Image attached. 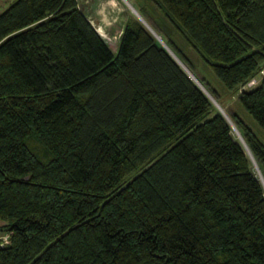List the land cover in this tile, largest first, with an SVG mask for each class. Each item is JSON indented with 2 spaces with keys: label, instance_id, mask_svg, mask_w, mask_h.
<instances>
[{
  "label": "trees",
  "instance_id": "obj_1",
  "mask_svg": "<svg viewBox=\"0 0 264 264\" xmlns=\"http://www.w3.org/2000/svg\"><path fill=\"white\" fill-rule=\"evenodd\" d=\"M137 6L264 134V75L241 89L264 72V0ZM100 36L76 0L0 13V264H264V190L230 125L136 19L114 52ZM228 116L264 181V145Z\"/></svg>",
  "mask_w": 264,
  "mask_h": 264
},
{
  "label": "rangeland",
  "instance_id": "obj_2",
  "mask_svg": "<svg viewBox=\"0 0 264 264\" xmlns=\"http://www.w3.org/2000/svg\"><path fill=\"white\" fill-rule=\"evenodd\" d=\"M13 1L14 0H0V13L2 11H4ZM137 1H139V0H137ZM128 2L130 3V7L144 20V22H146V24L149 26L151 31L154 33L155 37H156V35L160 37L161 41H159L157 38H156L157 39L156 40L153 37L157 41V43L159 41L160 43L165 44L163 34L160 33L158 30L153 28V26H155V24H154L153 19L149 16V14L144 13V17H143V15H141L138 12V11H140L141 6H137V5L133 4L132 0H128ZM96 3L97 4L95 6H93V8L95 9L96 16L98 17V19L103 20V21H101V26L103 24L104 27L99 28L97 26H94V28L98 34H99V32H101V34H103V36L101 38L106 42V44L110 48V50L112 52H114L116 45H117V38L120 34L121 25H122V22H124L126 16L127 17L131 16L134 19H136L138 22H139V20L132 13L129 6H127L124 2H121L120 0H119V4H114L112 2H108L107 0H96ZM111 9L115 10L116 14L115 13L111 14V11H110ZM145 11H147V10H144V12ZM171 38L176 43V45H178L179 47L182 48L183 52L189 58V59L188 58L187 59L189 60V63L191 65V67L193 68V72L195 73V75L197 77L203 78L207 82H209L210 85L213 87V89L221 90L223 87L219 84V82L213 76L207 74V72L203 69V66H202L200 60L198 59L197 54L194 53L190 48L185 47L183 45V43L179 40L177 35L172 34ZM211 100L210 101L213 104L214 110L216 112L220 111L214 104V102H216L214 100V98L211 97ZM213 100H214V102H213ZM234 100H235L234 95L231 96V94L227 93V95H224L219 100L223 104V107H221L217 102L216 103L221 108L222 113L224 114V116L226 117V119L229 121L230 124L232 121L229 118L228 114L230 115L233 111H235L237 113V115L240 117V119H242V121L248 126V128L255 134V136L264 145V134H263V132L258 128V126L250 118V116L239 105H237V104L235 105ZM225 110L227 111L228 114H226L224 112ZM231 131L232 132H230V133H231L232 138L234 140H236L237 142L238 141L240 142V140L238 139L237 135L235 134V132L232 128H231ZM252 169L257 176V173L253 167H252ZM257 178H258V176H257Z\"/></svg>",
  "mask_w": 264,
  "mask_h": 264
},
{
  "label": "crops",
  "instance_id": "obj_3",
  "mask_svg": "<svg viewBox=\"0 0 264 264\" xmlns=\"http://www.w3.org/2000/svg\"><path fill=\"white\" fill-rule=\"evenodd\" d=\"M107 1L108 2H112L114 4H119V0H107ZM120 1L124 2V0H120ZM125 1L128 2V0H125ZM76 2H77L78 9L80 10V12L84 15V17L89 21V23L93 27L94 26H97L99 28L100 27L101 28L104 27L103 24L101 26V21H103V20L98 19V17L96 16L95 9L93 8V6H95L97 4L96 0H76ZM132 2H133V4L138 5V1L137 0H132ZM110 11H111V14H113V13L116 14L115 10L111 9Z\"/></svg>",
  "mask_w": 264,
  "mask_h": 264
},
{
  "label": "bare ground",
  "instance_id": "obj_4",
  "mask_svg": "<svg viewBox=\"0 0 264 264\" xmlns=\"http://www.w3.org/2000/svg\"><path fill=\"white\" fill-rule=\"evenodd\" d=\"M145 24H146V22H145ZM147 25V24H146ZM149 27V26H148ZM151 30V29H150ZM153 33V32H152ZM99 35H101L100 33H99ZM153 35H154V33H153ZM102 36V35H101ZM155 36V35H154ZM158 39L159 41H161V39H160V37L159 36H157L156 35V37H155V39ZM156 39V40H157ZM158 41V42H159ZM163 44V43H162ZM163 45H165V44H163ZM166 46V45H165ZM167 47V46H166ZM168 48V47H167ZM168 50L170 51V53H171V55L174 57V58H176L177 59V61L180 63V65L190 74V75H192L193 76V74L185 67L186 65H184L176 56H175V54L168 48ZM194 77V76H193ZM195 78V77H194ZM196 79V78H195ZM197 80V79H196ZM198 81V80H197ZM200 86L202 87V89H203V91L206 93V95H208V97L210 98V100H211V97H210V94L204 89V87L200 84ZM212 101V100H211ZM213 102H214V100H213ZM214 104H215V106L220 110L221 108L218 106V104L216 103V102H214ZM226 118V117H225ZM228 121V120H227ZM228 123H229V121H228ZM229 125H231L230 127L234 130V132H235V134L237 135V137H238V139L240 140V144H241V146L243 147V149L245 150V152H246V154H247V156L249 157V159H250V162H251V165H252V167L254 168V170L256 171V173H257V176H258V180L262 183V185H263V188H264V181H263V179H262V177H261V174H260V172H259V170H258V168H257V166H256V164H255V162H254V160H253V158H252V156H251V154H250V152L248 151V149H247V147L245 146V143H244V141H243V139H242V137H241V135H240V133H239V131L237 130V128L234 126V124L231 122V124L229 123Z\"/></svg>",
  "mask_w": 264,
  "mask_h": 264
},
{
  "label": "water",
  "instance_id": "obj_5",
  "mask_svg": "<svg viewBox=\"0 0 264 264\" xmlns=\"http://www.w3.org/2000/svg\"><path fill=\"white\" fill-rule=\"evenodd\" d=\"M125 4L127 6H129L130 10L132 11V13L137 17V19L139 20V22L141 23V25L148 31L150 32V34L155 38V36L153 35L152 31L150 30V28L148 27V25L145 24L144 20L130 7V4L128 2H126L124 0ZM99 35V34H98ZM100 36V35H99ZM101 37V36H100ZM158 44H160V46L170 55V57L176 62V64L182 69V71L186 74V76L204 93V95L209 99L208 95H206V93L203 91L202 87L200 86V83L192 76L190 75L181 65L180 63L177 61L176 58H174L170 51L168 50V48L163 45L162 43L158 42ZM218 113L226 120V122L228 123L227 119L225 118L224 114L222 113L221 109L220 111H218ZM229 125V123H228ZM246 146V145H245ZM247 147V146H246ZM248 149V148H247ZM249 151V150H248ZM260 182V181H259ZM261 183V182H260ZM261 186L263 188V185L261 183ZM264 190V188H263Z\"/></svg>",
  "mask_w": 264,
  "mask_h": 264
},
{
  "label": "built area",
  "instance_id": "obj_6",
  "mask_svg": "<svg viewBox=\"0 0 264 264\" xmlns=\"http://www.w3.org/2000/svg\"><path fill=\"white\" fill-rule=\"evenodd\" d=\"M263 75H264V72L260 71L256 77H253L250 80H248L247 83L241 89L245 90V89H251L255 87ZM7 244H8V235L0 234V248H3Z\"/></svg>",
  "mask_w": 264,
  "mask_h": 264
}]
</instances>
